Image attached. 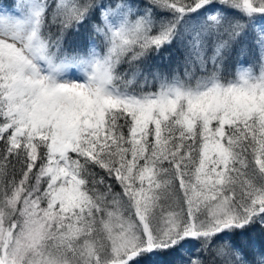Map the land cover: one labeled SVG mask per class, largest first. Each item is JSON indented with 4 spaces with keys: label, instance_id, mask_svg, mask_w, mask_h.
<instances>
[{
    "label": "snow or ice",
    "instance_id": "6c2138e0",
    "mask_svg": "<svg viewBox=\"0 0 264 264\" xmlns=\"http://www.w3.org/2000/svg\"><path fill=\"white\" fill-rule=\"evenodd\" d=\"M0 264H264V0H0Z\"/></svg>",
    "mask_w": 264,
    "mask_h": 264
}]
</instances>
